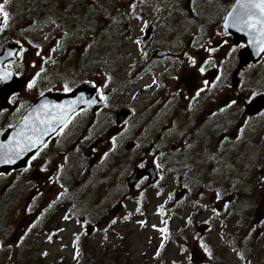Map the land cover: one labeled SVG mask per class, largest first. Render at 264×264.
Instances as JSON below:
<instances>
[{
	"label": "rangeland",
	"instance_id": "374dc122",
	"mask_svg": "<svg viewBox=\"0 0 264 264\" xmlns=\"http://www.w3.org/2000/svg\"><path fill=\"white\" fill-rule=\"evenodd\" d=\"M45 1L70 7L62 17L60 34L54 23L45 21L49 12ZM45 1L11 0L6 6L12 21L0 35V50L9 44L11 34L23 42L15 72L26 82L11 106L29 107L41 93L66 91V85L72 90L88 81L103 87L108 103L98 113L81 114L58 142L63 144L70 133L82 138L80 168L66 158L63 173L66 182L77 179L80 186L90 185L84 196L88 216L84 218L77 208L67 211L68 216L62 210L51 212L25 233L31 205L27 208L29 193L18 188L15 212H2L0 217V227L11 230L0 232V264H112L111 257L105 256L117 249L124 252L121 258H128V264H198V258L201 264H264V114L237 119L236 125L243 127L234 126L228 133L236 140L220 147L211 144L205 163L194 162V152L187 146L167 145L169 137L164 135L154 137L157 152L148 142L141 149L130 147L122 161L124 126L116 123L121 109L133 110L129 143L136 140L135 133L148 129L149 120L166 123V113L174 106L173 90L185 113L196 112L198 104L211 116L226 108L223 125L228 129L237 115V106L230 107L229 102L239 94L249 100L264 93V57L241 72L238 90L230 81L243 48L234 47L223 28L234 0ZM18 7L36 12L34 17L27 15L34 21L16 27ZM148 27L151 33L146 38ZM158 51L172 53L158 60L154 57ZM189 57L196 60L195 66ZM200 66L206 67V76L199 73ZM213 69L222 79L209 85L205 80ZM33 79L37 82L29 88ZM184 99L196 100L189 106ZM241 108L243 115V102ZM8 121L0 120V127ZM142 134L145 137L146 131ZM107 146L111 154L90 166L84 151L96 156L100 147ZM156 153L160 156L155 158ZM154 158L158 181L131 189L127 179L134 166L141 159L145 164ZM123 194L126 200L119 206H124V212L90 218L107 204L116 207ZM46 204L43 191L33 194L34 218ZM88 226L93 232L88 233ZM201 226H208L203 236ZM104 258L105 263L99 262Z\"/></svg>",
	"mask_w": 264,
	"mask_h": 264
},
{
	"label": "flooded vegetation",
	"instance_id": "af4514ba",
	"mask_svg": "<svg viewBox=\"0 0 264 264\" xmlns=\"http://www.w3.org/2000/svg\"><path fill=\"white\" fill-rule=\"evenodd\" d=\"M46 6L47 10L49 12H45V21H47L50 24H55L58 33L62 31V17L64 16V12L61 11V9H64L61 5H53L51 3H47ZM60 8V9H58ZM54 33V32H53ZM54 35V34H53ZM51 35V36H53ZM54 37V36H53ZM58 39V38H57ZM12 34L9 38V41H13ZM171 55V54H170ZM161 59V58H158ZM15 62H9L6 64V67L10 70L15 72ZM204 67V66H200ZM199 67V68H200ZM205 72L199 73L203 74L204 76L207 75L206 67ZM17 73V72H15ZM162 76H165V73H161ZM157 77V76H156ZM210 79V82L207 81ZM222 78L219 76V72L215 69H213V75L208 74L207 82L209 85H211L214 81L217 82V84L220 82ZM216 84V86H217ZM1 86V82H0ZM215 89V87H214ZM220 88L216 87V91H219ZM237 90V89H236ZM201 94V89L197 90V93ZM16 94H10L8 95L7 91L0 92V120H9L7 123L4 124V126L1 128H11L14 125H16L19 120L22 118V116L25 114V111L27 110L28 106H19V104L15 103L13 106H11V100ZM170 96L171 99L174 102L173 108H169L168 112L166 113L167 116V122L163 123L161 120H156L155 118L152 120H149V126L148 129L142 130L146 131V136L144 137L142 134V131H138L135 133L134 136L136 137V140H133L129 143L130 131L131 127L129 126V120L133 116V110L129 108V114L127 115L126 119L119 124H122L123 133H122V141H121V149H122V155L121 160L123 161L125 156L128 154L130 147H133L132 149H141L144 147L148 142L151 143L152 152H157L156 145L157 142L154 141V137H161V136H167L169 137V140L167 141V145H173V146H179L184 147L187 146L194 152V155L192 157L194 162H203L205 163V156L204 154L208 152V149L211 144H214V147H220V144L229 145L230 143L234 142L235 137H231L228 133L231 132V128L234 126H237L239 130L242 128L241 125H236V121L239 118H242L243 115L241 114L242 108V98L241 95L233 98L229 102L230 107L233 105L237 106V111L235 116L232 117V120H230V125L228 129H224L225 125L223 123L226 121V114L222 113V111H225L226 108H222L218 112V114L208 115L204 112L205 108L199 107L198 104L197 109H195L196 112L191 113H185L187 110L184 109L183 105L180 103L178 99L177 92L170 90ZM176 100L178 101L179 105H177ZM196 100V99H194ZM193 99L187 100L184 99V101H189L188 105L191 106L193 104ZM232 101H236L235 104H231ZM106 105V101H105ZM106 106L104 107V109ZM102 110V109H101ZM100 110V111H101ZM99 111V112H100ZM212 111V109H210ZM84 112H87L86 110H82L78 114L74 116L72 119V122L68 125V127L73 124V122H77L80 118L79 116L83 114ZM89 113V112H87ZM98 113V112H97ZM260 115L254 116L258 117ZM231 118V116H228ZM253 118V117H252ZM227 119V120H228ZM245 119V117H244ZM146 121V119H144ZM117 123V122H116ZM118 124V123H117ZM138 124L140 126V121H138ZM65 128L62 133L59 135L53 136L48 142L47 147H43L42 151H39V154L36 155L35 159H32V157L28 160L26 167L21 170L20 172H16L15 170L9 172V173H0V217L2 212L7 213L8 211L15 212L17 208V201H20L17 199L18 196V188H20L23 192L29 195L26 196L27 201V208L28 205H31L29 207L30 210V227H33L35 222H39V219H43L46 217H49V214L51 211L55 212L59 210L62 211H70L73 208H77L79 211H81V214L85 217L88 216L89 210L87 207H85V192L87 191V188H89L90 185L84 184L80 186L79 181L76 179L79 175V170L75 172V179L72 182H66L64 180V173H63V166L65 164L66 158H68L72 164L80 165V158L82 153V138H76L74 134L70 133L67 134V140L63 144H59L60 137L65 133V131L68 129ZM115 131V130H113ZM229 138H228V136ZM148 139V140H146ZM85 154L90 157L91 162L90 166H93L100 162L103 158H105L108 154H111L109 152V146L106 148L100 147L98 149L97 155H93V153H90L88 155V151H84ZM160 156V154L156 153L154 154V157ZM236 156H239V153L236 154ZM153 159L152 162H147L143 164V159H141L140 162H138L133 170L132 173L137 170H146L150 167H156V159ZM74 167L76 169H79V167ZM157 168V167H156ZM158 169V168H157ZM155 175V172L153 173ZM159 175V172H158ZM132 176V175H131ZM149 175L143 176L141 179H139L132 187L131 189H135L136 187L141 186H147L151 183L149 182ZM159 179V178H158ZM63 180V181H62ZM130 178L127 179L128 185ZM158 181V180H157ZM156 181V182H157ZM154 182V183H156ZM153 184V183H152ZM93 190V189H92ZM41 193L43 191V194L45 195V201H46V207H42L41 209H44L43 213L39 212L36 213V217L34 218V208H33V194L36 195V192ZM109 193L107 195V201L110 197ZM142 193L139 192L138 196H141ZM23 199V194H21V198ZM49 200H51L49 202ZM126 200V195L123 194L121 197V201L118 205L113 204H107L103 207V209H98L101 211V213H93L90 218L95 217H107L108 213L110 214V217L117 216L119 213L124 212V206H119L121 203H124ZM98 208V207H97ZM37 210V209H36ZM67 212V216H68ZM128 213V212H127ZM127 213H122L124 217L127 215ZM102 215V216H101ZM109 217V216H108ZM28 227L25 231V233L30 228ZM8 230L11 232L10 229L1 226L0 232ZM88 233L93 232L92 226H88L86 228ZM2 235L0 234V237ZM4 236V235H3ZM15 239V237H14ZM2 242L0 241V246L2 247ZM19 261L16 260V263Z\"/></svg>",
	"mask_w": 264,
	"mask_h": 264
},
{
	"label": "snow or ice",
	"instance_id": "6c2138e0",
	"mask_svg": "<svg viewBox=\"0 0 264 264\" xmlns=\"http://www.w3.org/2000/svg\"><path fill=\"white\" fill-rule=\"evenodd\" d=\"M10 2L11 0H3V2H0V18H2L0 33L10 26V14L6 7ZM238 8L240 9L239 12L234 8L232 14L227 18L232 22L226 23L225 29L235 28L237 31H246L251 38L249 43L257 45L258 52L264 53V0H238ZM136 43L139 44L140 41L138 40ZM210 51H214V49ZM8 55L22 56L23 53L9 52ZM189 60L193 66L196 65V60L194 58L189 57ZM199 71L204 73L205 68L200 67ZM11 76V72L0 75V82L6 81ZM36 82V79H33L31 83L28 84V87H34ZM213 87H215V85H213ZM65 90L70 91L67 85L65 86ZM41 95H43V93H41ZM197 95H199V92ZM100 99L106 101L107 97L101 92ZM247 102L251 103V99ZM235 103L236 101L231 102V104ZM78 104H87L91 106L96 104V100H85L81 97L79 100L71 101L68 105L56 104L51 106L45 102L40 108L35 109V115L30 113L29 116L24 118L23 127L17 133V136L8 144H0V164H15L18 159L22 158L23 154L32 149H36V155H38L39 151L43 150V147H47V143L42 137L51 132H56L57 135L62 133L72 122L74 116L78 114L76 111ZM57 127H59V131H57ZM113 143H115V141H113ZM35 158L36 156L34 155L32 159ZM161 212H163V209H161ZM67 218L66 216L65 219ZM112 223H115V220H113ZM164 223L166 224L167 221H164ZM189 223H191V220H189ZM160 231L166 232L167 229H160ZM77 240H79V237H77Z\"/></svg>",
	"mask_w": 264,
	"mask_h": 264
},
{
	"label": "water",
	"instance_id": "95a60500",
	"mask_svg": "<svg viewBox=\"0 0 264 264\" xmlns=\"http://www.w3.org/2000/svg\"><path fill=\"white\" fill-rule=\"evenodd\" d=\"M236 8L239 12L240 9L238 8V0L235 2L233 8L231 11L227 14L225 21H224V28L226 23H231L232 21L228 20L230 14H232V10ZM229 34H231L234 38V44L239 45L241 43H244L246 47L242 49L239 52V64L233 74L232 80L236 87L240 84V78L239 73L241 69L245 66H247L250 62L256 63L259 60H261L264 53L258 52V46L249 43V40L251 39L250 36L246 33V31H237L235 28H227L226 29ZM21 50V47H19L17 44L11 42L5 48L3 49L2 54L0 55V75H3L4 73H7L9 71H6L3 69V65L12 59H16V56H9V52H16L18 53ZM22 79H16L13 74L11 77H9L6 81L3 82V89L9 90L8 95L15 93L19 91L23 87ZM81 97H83L85 100L88 99H95L96 104L94 105H87V104H78L76 111H79L81 109H87L91 112L97 111L102 106V101L99 100L96 89L93 88L90 84L85 83L83 85H80L76 89H74L72 92L64 94V93H46L44 96H42L40 99H38L35 104L30 108V110L26 113L25 117L29 116V114H33L35 109H38L43 105L45 102H47L48 105H56V104H63L68 105L73 100H79ZM264 109V94L256 96L254 99H252L251 103H248L245 108V114L246 115H255L260 113ZM127 115V111L122 110L119 113L118 116V122L124 119V117ZM24 117V118H25ZM22 121L13 129H4L0 131V144H8L10 141L13 140L14 137L17 136V133L21 130L23 127V121ZM59 130V127H57V131ZM56 132H51L42 139L45 140V142L51 138ZM36 153V149H32L31 151H28L27 153L23 154L22 158L18 159L15 164H9L4 165L0 164V172H8L10 170H15L16 172H20L26 165L28 159L33 156ZM150 172L147 171H136L132 178L130 179V183L133 185L139 178H141L144 174H147ZM206 226L199 227V232L201 234H204L206 231ZM197 262H201V260H197Z\"/></svg>",
	"mask_w": 264,
	"mask_h": 264
},
{
	"label": "trees",
	"instance_id": "16d2710c",
	"mask_svg": "<svg viewBox=\"0 0 264 264\" xmlns=\"http://www.w3.org/2000/svg\"><path fill=\"white\" fill-rule=\"evenodd\" d=\"M81 72H83V70H81ZM114 255H116V253H115ZM116 256H117V255H116ZM117 258H118V257H117ZM113 260H115V258H113ZM112 264H115V261H113Z\"/></svg>",
	"mask_w": 264,
	"mask_h": 264
},
{
	"label": "bare ground",
	"instance_id": "6f19581e",
	"mask_svg": "<svg viewBox=\"0 0 264 264\" xmlns=\"http://www.w3.org/2000/svg\"><path fill=\"white\" fill-rule=\"evenodd\" d=\"M178 102V101H177Z\"/></svg>",
	"mask_w": 264,
	"mask_h": 264
}]
</instances>
